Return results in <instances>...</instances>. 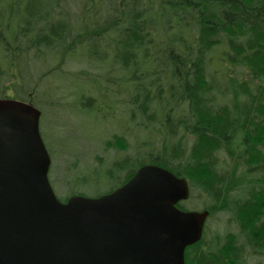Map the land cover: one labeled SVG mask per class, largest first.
<instances>
[{"label": "trees", "instance_id": "obj_1", "mask_svg": "<svg viewBox=\"0 0 264 264\" xmlns=\"http://www.w3.org/2000/svg\"><path fill=\"white\" fill-rule=\"evenodd\" d=\"M71 2L0 0V98L59 107L31 77V62L50 65L40 80L72 84L67 109L116 124L109 163L75 168L71 194L97 197L145 164L164 167L210 218L228 215L222 236L206 225L186 264H264V0Z\"/></svg>", "mask_w": 264, "mask_h": 264}, {"label": "water", "instance_id": "obj_2", "mask_svg": "<svg viewBox=\"0 0 264 264\" xmlns=\"http://www.w3.org/2000/svg\"><path fill=\"white\" fill-rule=\"evenodd\" d=\"M31 102L0 99V264H186L209 210H184L187 179L145 164L99 197L63 202Z\"/></svg>", "mask_w": 264, "mask_h": 264}, {"label": "rangeland", "instance_id": "obj_3", "mask_svg": "<svg viewBox=\"0 0 264 264\" xmlns=\"http://www.w3.org/2000/svg\"><path fill=\"white\" fill-rule=\"evenodd\" d=\"M79 2L80 0H72L71 10L73 12H77ZM77 61L80 62V60ZM31 64L33 83H37L43 90L49 88L54 94L50 97L42 95L41 101L44 102L47 98L58 102L59 107L55 105V108H45L46 111H43L40 129L52 157L49 172L50 182L58 197L65 199L76 191L74 189L76 187L75 168L78 171L82 168L96 167V157L98 156L103 159L105 164L109 163V152H105L104 149L105 140H107L110 133L116 130V124L109 122L108 125H104L105 120L101 119L100 115L91 109L87 113H82L79 109L73 107H70L72 111L67 109L66 106L71 104L73 98L72 84L70 83V87L69 81L57 74H52L40 80V77L43 76L41 74L49 71L51 66L44 65L42 62L34 64L31 62ZM64 67L78 71L83 65L74 63L69 67V65L64 64ZM60 97L61 99H59ZM59 103L64 104V107L60 108ZM78 107L80 108V106ZM129 140L133 141L134 138L129 137ZM130 149L132 150V147ZM111 154H114V152H111ZM117 154L122 153L117 152ZM71 168H74V170H71ZM77 182L80 183V178L77 179ZM198 201L199 197L196 196L185 202L193 209H199ZM227 216V213H217L212 216L208 220L209 233L216 232L222 236L230 228V224H227ZM233 227L235 228V226ZM259 259L260 257L257 258V260ZM249 261L253 262V259L250 258Z\"/></svg>", "mask_w": 264, "mask_h": 264}]
</instances>
